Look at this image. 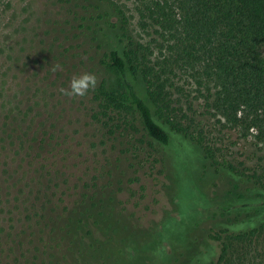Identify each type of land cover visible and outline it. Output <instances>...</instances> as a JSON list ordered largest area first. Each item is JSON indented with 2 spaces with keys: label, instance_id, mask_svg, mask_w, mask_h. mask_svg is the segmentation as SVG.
<instances>
[{
  "label": "trees",
  "instance_id": "16d2710c",
  "mask_svg": "<svg viewBox=\"0 0 264 264\" xmlns=\"http://www.w3.org/2000/svg\"><path fill=\"white\" fill-rule=\"evenodd\" d=\"M56 8L45 37L52 24L46 58L55 78L95 56L120 76L121 92L104 81L92 91L91 119L110 156L63 208L51 198L58 173L40 166L33 196L6 211L0 264H264V0H135L138 38L112 0H56ZM58 61L75 66L64 74ZM37 126L23 147L54 140L55 125ZM141 163L159 165L168 180L172 211L151 227L118 198ZM225 178L238 193L224 189Z\"/></svg>",
  "mask_w": 264,
  "mask_h": 264
},
{
  "label": "rangeland",
  "instance_id": "374dc122",
  "mask_svg": "<svg viewBox=\"0 0 264 264\" xmlns=\"http://www.w3.org/2000/svg\"><path fill=\"white\" fill-rule=\"evenodd\" d=\"M112 2L127 16L130 35L138 38L135 0ZM56 11V0H0V229L9 223L6 211L15 208L19 211L26 197L33 196L30 190L36 189L38 183L32 180L40 166L48 165L58 173L56 189L51 196V187L49 194L58 208H63L76 202L86 179L96 176L100 166L109 160L111 147L100 126L91 119L95 107L93 89L83 97L63 95L60 89L69 88L74 77L90 73L95 75L96 85L104 81L111 90L121 92L120 76L100 66L95 56L86 59L67 79L55 78L56 73L50 72L46 58L55 44L52 24L51 34L45 37L49 20H54ZM53 65L64 70V74L75 66L74 62L62 66L59 61ZM133 84L145 97L143 84L137 80ZM52 91L57 94L54 98ZM32 123L36 126L44 123V129L55 125L54 140L47 146L34 143L29 144L32 149L23 147V140L33 138L38 130L39 126L30 130ZM10 125L16 130L8 139L2 131ZM241 146L238 152L243 159L248 147ZM194 172L186 170L189 180L202 190L201 180ZM223 182L226 191L238 193L230 180L225 178ZM167 186L168 180L159 165L141 163L132 182L118 193V198L141 225L151 227L172 211ZM5 237L0 233V238ZM155 264L164 261L156 258Z\"/></svg>",
  "mask_w": 264,
  "mask_h": 264
},
{
  "label": "clouds",
  "instance_id": "9594fccd",
  "mask_svg": "<svg viewBox=\"0 0 264 264\" xmlns=\"http://www.w3.org/2000/svg\"><path fill=\"white\" fill-rule=\"evenodd\" d=\"M96 85V77L90 73H84L74 77L70 83L69 88L60 89L61 93L66 96H86L90 90Z\"/></svg>",
  "mask_w": 264,
  "mask_h": 264
}]
</instances>
